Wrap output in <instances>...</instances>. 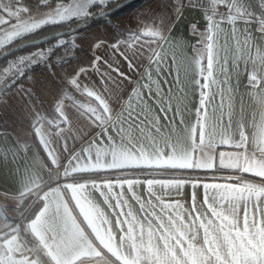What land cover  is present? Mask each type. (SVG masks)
I'll return each instance as SVG.
<instances>
[{
	"label": "snow or ice",
	"instance_id": "1",
	"mask_svg": "<svg viewBox=\"0 0 264 264\" xmlns=\"http://www.w3.org/2000/svg\"><path fill=\"white\" fill-rule=\"evenodd\" d=\"M125 6L118 0H58L52 7L51 0H38L37 8L46 9L38 17L20 5V0L15 5H0V32L5 35L0 49L48 25L87 24L95 16L110 24ZM184 6L180 0L175 19ZM206 7L209 27L198 40L203 52L197 53L194 63L199 73V78L193 76L199 89L194 121L181 119L183 127H172L179 110L166 87L172 57L164 45L169 43L175 19L163 11L140 22L135 30L120 31L117 25L120 36L111 45L95 42L94 49H109L107 58L94 56L88 67L78 68L62 82V96L53 105L56 120L37 116L34 121L37 134L45 124L54 133L66 131L65 151L72 136L69 104L87 127L95 129L79 153L72 149L70 163L96 177L92 189L111 218L107 230L116 240L118 264H264V0H257L256 5L250 0H207ZM255 7L260 9L258 15ZM221 24L234 31L250 24L254 29V34L241 31L243 39L237 38L242 50L249 40L252 44L246 57L233 61L237 78L242 61L240 86L246 88L235 107L231 89H227L226 121L222 86L229 76L227 61H218L213 51L214 30ZM80 31L77 27L75 32L49 37L42 43H55L46 49L34 43L25 45L38 50L16 56L0 68V95L20 89L33 71L50 67L58 49L69 44L74 48V41L66 42L62 36ZM5 55L14 56L15 49ZM217 66L224 77L219 81L220 116L213 113L209 124L208 105L216 95L211 86L217 84ZM89 68L97 83L81 79L87 78ZM80 95L86 99L77 100ZM245 95L255 101L258 113H246ZM257 117L259 140L249 132L250 121L255 126ZM75 131L84 135L79 128Z\"/></svg>",
	"mask_w": 264,
	"mask_h": 264
},
{
	"label": "crops",
	"instance_id": "2",
	"mask_svg": "<svg viewBox=\"0 0 264 264\" xmlns=\"http://www.w3.org/2000/svg\"><path fill=\"white\" fill-rule=\"evenodd\" d=\"M205 1V0H204ZM207 4V1H205ZM180 0H140L123 13L115 17L110 24L103 23L89 28L84 34L78 36V45L82 49V55L70 66V72L74 73L80 67H88L94 56L107 58L109 49L101 47L94 49L93 44L97 41L111 45L120 36L124 29L135 30L140 22H145L157 13L164 12L167 17L175 19L174 10ZM253 5L257 0H250ZM199 0H188L179 19L169 36V43L164 45V50L172 57L171 74L167 76L170 82L166 87L171 89L172 103L179 111L172 127H183L181 119L191 122L195 119V105L198 103L199 89L193 84V76L199 78L198 70L194 63L197 53L203 49L198 45L207 34L209 22L204 15L207 7ZM167 5V9L164 8ZM258 15L259 7L254 8ZM119 26L118 31L116 26ZM195 26V28H193ZM214 37V54L217 60L227 61L225 68L229 76L223 84L225 89L223 96L225 101L224 121L227 120L228 96L231 89L232 103L235 107L239 101L241 92L245 88L240 86L244 80L241 64V76L237 78L233 70V61L247 56L249 44L242 50L237 46V38L243 39L241 31L247 35L254 34L252 25L247 28L238 27L235 31L227 24H221ZM257 35V41L259 42ZM259 47V43L257 44ZM76 59V58H75ZM217 84H213L212 91L216 93L215 99L208 105V121L213 122V113L220 116L218 108L221 95L219 81L224 79L218 66L214 71ZM81 79L85 83L92 81L97 83L96 74L91 71ZM55 97V96H54ZM178 98V99H177ZM84 101L82 95L76 97ZM246 113L256 114L259 108L249 96L244 97ZM58 98L48 104V108H42L41 119L48 121L56 120L53 110ZM151 103V101H149ZM135 107V105H133ZM69 116L72 119V136L68 137V150L62 147L67 132L54 133L53 129L43 125L39 134L32 127H24L23 130L14 132L10 129H0V204H6L4 200H16L28 202L22 208L24 217L28 212L37 211L26 222L23 219L22 228L8 227L9 217L0 214V264H118L115 253L116 240L112 233L107 230L111 218L107 215L108 210L101 203L92 189L96 177L92 173H85L74 169L70 163L72 149L77 153L86 146L87 137L95 131L87 127L85 122L77 117L72 106L68 105ZM182 112V116L181 113ZM35 120V119H34ZM163 123V117H161ZM34 123V122H33ZM79 128L84 133L81 136L75 129ZM249 132L254 138H260V121L257 117L255 126L250 121ZM57 171L64 180L62 186L48 183L51 172ZM259 180L258 177H249ZM49 184V185H48ZM187 189L185 194L187 195ZM36 200V204L34 201ZM21 210V208H20Z\"/></svg>",
	"mask_w": 264,
	"mask_h": 264
},
{
	"label": "rangeland",
	"instance_id": "3",
	"mask_svg": "<svg viewBox=\"0 0 264 264\" xmlns=\"http://www.w3.org/2000/svg\"><path fill=\"white\" fill-rule=\"evenodd\" d=\"M123 1L124 0H118L119 3ZM199 1L206 4L204 0ZM15 2L16 0H0V5H15ZM57 3L58 0H51L52 7H55ZM20 5H26L29 7L38 17L42 16L44 11H46V9L37 8L38 0H20ZM113 7H115V5H113ZM96 11L99 12L100 9H96ZM117 16L115 14V16L111 18V22ZM62 23H69V29H71V25L77 22ZM103 23H105L104 20L99 25ZM88 29H84L75 35L63 37L66 42L74 41L75 47L72 48V45L69 44L68 47L61 48L57 55L52 59L50 67H41L40 70L33 72L27 80H24L21 83L20 89H14L0 100L1 130L10 129L17 132L20 129L23 130L24 127H32L31 125L34 124V119H36L37 116L40 118L42 117V108H48L50 102V106H52V102L55 98L56 100L61 98L63 91L62 82L66 81L68 77L73 74L70 72L69 68L77 61V58L83 54L81 47L78 45V36L84 34ZM3 39H5V35L3 32H0V40ZM9 45L10 44L6 45L3 49H0V53L6 51L9 48ZM61 60L66 62L61 64ZM29 93H31V95H29ZM58 176L60 177V175ZM48 183L54 184V180L52 181V179H49ZM4 203L6 205L3 207L2 204H0V214L4 213V215L7 214L12 216L9 217L7 228H22L24 224H22V222H24L26 217L31 213L28 212L24 217V212L22 211V208L27 206L28 202L26 200H4ZM36 203L35 200L34 204ZM19 219H23V221L18 226L17 220Z\"/></svg>",
	"mask_w": 264,
	"mask_h": 264
},
{
	"label": "trees",
	"instance_id": "4",
	"mask_svg": "<svg viewBox=\"0 0 264 264\" xmlns=\"http://www.w3.org/2000/svg\"><path fill=\"white\" fill-rule=\"evenodd\" d=\"M140 1V0H139ZM138 2V1H137ZM136 2V3H137ZM119 3V2H118ZM131 7V6H130ZM128 9V8H127ZM127 9H125V10H127ZM125 10H123V11H121V12H119L118 14H116V16L117 15H119V14H121V13H123ZM103 21V19L102 20H100V21H98V22H96V23H94V24H92V25H88V26H85V27H83L82 29H81V31L82 30H84V29H88V28H92V27H94V26H97V25H99L101 22ZM81 22H77V23H75V24H73V25H71L72 27H76V26H78V24H80ZM71 27V28H72ZM70 28V24L69 23H59V24H56V25H48V26H45L44 28H42L41 30H38V32L37 33H35V34H32V35H30V36H28V37H25L24 39H17V41H15V42H13L12 44H10L9 45V48L7 49V50H9V49H11V48H13V47H15V46H18V45H21V44H23V43H26V42H29V41H32V40H35V39H39V38H42V37H44V36H46V35H51V34H54V33H57V32H60V31H63V30H67V29H69ZM55 43V41H52V42H49V43H47V44H44V45H41L40 46V49H46V48H48V47H51L53 44ZM38 49L36 48V47H33V48H29V49H26V50H23V51H21V52H19V53H17V54H15L14 56H11V57H9L8 59H5V60H3L1 63H0V68H2V67H4L5 65H7L8 63H10V62H12L14 59H15V57L16 56H20V55H25V54H30V53H33V52H35V51H37ZM60 51V49H58L57 51H56V54H55V56L57 55V53ZM4 51H2L0 54H2ZM54 56V57H55ZM53 57V58H54ZM52 58V59H53ZM33 72H35V71H33ZM32 72V73H33ZM31 73V74H32ZM30 74V75H31ZM23 82V81H22ZM14 90V89H13ZM12 90V91H13ZM12 91H10V92H12ZM10 92H8L7 94H9ZM6 94V95H7ZM6 95H0V100L3 98V97H5ZM251 179V178H250ZM256 180V179H255ZM258 181V180H257ZM37 211L35 210V211H33L32 213H30L27 217H26V219H25V221L26 222H28V221H30V219L35 215V213H36Z\"/></svg>",
	"mask_w": 264,
	"mask_h": 264
},
{
	"label": "water",
	"instance_id": "5",
	"mask_svg": "<svg viewBox=\"0 0 264 264\" xmlns=\"http://www.w3.org/2000/svg\"><path fill=\"white\" fill-rule=\"evenodd\" d=\"M137 1L139 0H124L123 2L119 3V4H123V5H126L125 7L119 9L117 11V13L129 8L130 6H132L133 4H135ZM116 13V14H117ZM102 20L99 16H95V17H90L88 18V23L87 24H84L83 22H81L78 26H76L75 28H71V29H67V30H63V31H60V32H57V33H54V34H51V35H48V36H44L42 38H39V39H36V40H33V41H29V42H26V43H23L21 45H18V46H15L11 49H15V54L23 51V50H26V49H29V48H33V46H25V45H31V44H38L39 46L41 45H44L45 43H42V41H45V40H48L49 37L53 36V35H57V34H61V33H71V32H75L76 28L79 27L80 29H82L83 27L85 26H88V25H92L98 21ZM77 34V33H76ZM67 36H71V35H65V36H62L63 37H67ZM49 42H52V41H49ZM48 42V43H49ZM47 44V43H46ZM11 49L9 50H6L4 51L2 54H0V63L5 60V59H8L9 57L11 56H6L5 53L9 52Z\"/></svg>",
	"mask_w": 264,
	"mask_h": 264
},
{
	"label": "built area",
	"instance_id": "6",
	"mask_svg": "<svg viewBox=\"0 0 264 264\" xmlns=\"http://www.w3.org/2000/svg\"><path fill=\"white\" fill-rule=\"evenodd\" d=\"M187 1L188 0H183L184 5L187 3ZM205 1H207V0H205ZM220 11L221 12L223 11V7L222 6L220 8ZM58 175H60V173L57 172V171L51 172L49 179H52V181L54 180V185L62 186L64 184V180L62 179L61 176L59 177ZM51 185H53V184H51Z\"/></svg>",
	"mask_w": 264,
	"mask_h": 264
},
{
	"label": "bare ground",
	"instance_id": "7",
	"mask_svg": "<svg viewBox=\"0 0 264 264\" xmlns=\"http://www.w3.org/2000/svg\"><path fill=\"white\" fill-rule=\"evenodd\" d=\"M134 5V4H133Z\"/></svg>",
	"mask_w": 264,
	"mask_h": 264
}]
</instances>
